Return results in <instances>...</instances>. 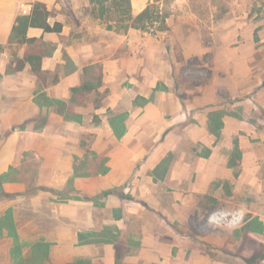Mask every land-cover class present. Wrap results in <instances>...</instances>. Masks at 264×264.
<instances>
[{"label":"crops","instance_id":"0c3cea01","mask_svg":"<svg viewBox=\"0 0 264 264\" xmlns=\"http://www.w3.org/2000/svg\"><path fill=\"white\" fill-rule=\"evenodd\" d=\"M37 4L49 28L15 34ZM95 5L0 0V264L250 258L264 245V0H234L207 43L201 17L153 36L107 28ZM219 208L247 218L211 227Z\"/></svg>","mask_w":264,"mask_h":264},{"label":"rangeland","instance_id":"374dc122","mask_svg":"<svg viewBox=\"0 0 264 264\" xmlns=\"http://www.w3.org/2000/svg\"><path fill=\"white\" fill-rule=\"evenodd\" d=\"M234 0H159V2L153 3L154 6V23L146 22V27L138 28L143 33H148L149 35H162L172 29L171 25H168V19L175 20V23H179L182 18H194V20H199L203 18V23L201 29L198 26H194L197 31H201L203 35L204 42L207 43L209 38V27L212 21L213 16L218 17H227L230 16ZM108 9L102 17L104 25L108 27L109 24L113 25L117 30L127 32L133 27L125 29V25L130 24L132 21H128L123 18L120 19L119 15L111 8V4L107 3ZM100 6L95 5L92 10L88 9L87 12L92 15H100L99 12ZM133 16L135 13H133ZM164 20V21H163ZM111 22V23H110ZM199 21H195L197 23ZM164 24L167 26L166 29H162ZM182 27V25H179ZM112 28V29H113ZM123 28V29H122ZM136 28V27H135ZM110 29V28H109ZM176 52L179 50L177 44L175 45ZM194 63H197L194 60ZM244 245L247 244L258 246L257 242L253 240H245L242 242ZM264 256V245L260 246L259 251H255L253 255H250V258H247L241 254V252H232L224 255L229 264H264L261 257ZM254 261V262H252Z\"/></svg>","mask_w":264,"mask_h":264},{"label":"trees","instance_id":"16d2710c","mask_svg":"<svg viewBox=\"0 0 264 264\" xmlns=\"http://www.w3.org/2000/svg\"><path fill=\"white\" fill-rule=\"evenodd\" d=\"M92 1L97 2L99 4L100 16H103L105 14L106 10L108 9L107 3H110L111 8L114 9V11L119 15L121 20H123L124 18L128 21H132L130 24L125 25V29L129 27L144 28L146 27V22L154 23L155 21L154 18L155 10L153 5L147 6L137 16H133L131 0H92ZM47 15H48V11L46 10V8L41 4H37L31 16L18 17V24L14 26V33L15 34L24 33L29 25L39 24V25H44L46 28H49V26H47L46 23L43 22V19ZM108 27L112 29L113 25L109 24ZM166 28L167 26L164 24V26H162V29H166Z\"/></svg>","mask_w":264,"mask_h":264},{"label":"built area","instance_id":"2783aa9c","mask_svg":"<svg viewBox=\"0 0 264 264\" xmlns=\"http://www.w3.org/2000/svg\"><path fill=\"white\" fill-rule=\"evenodd\" d=\"M247 218L243 209H234L227 211L223 208L213 210L206 216V222L211 227L227 226L236 228L242 225Z\"/></svg>","mask_w":264,"mask_h":264}]
</instances>
